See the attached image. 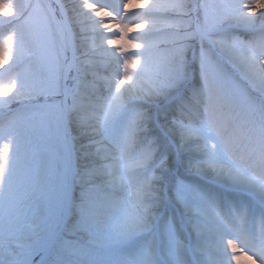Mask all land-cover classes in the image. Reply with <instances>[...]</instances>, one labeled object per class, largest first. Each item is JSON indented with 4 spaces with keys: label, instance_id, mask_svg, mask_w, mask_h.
<instances>
[{
    "label": "snow or ice",
    "instance_id": "snow-or-ice-1",
    "mask_svg": "<svg viewBox=\"0 0 264 264\" xmlns=\"http://www.w3.org/2000/svg\"><path fill=\"white\" fill-rule=\"evenodd\" d=\"M143 2L137 39L75 32L89 0H0V264H264V0Z\"/></svg>",
    "mask_w": 264,
    "mask_h": 264
},
{
    "label": "rangeland",
    "instance_id": "rangeland-1",
    "mask_svg": "<svg viewBox=\"0 0 264 264\" xmlns=\"http://www.w3.org/2000/svg\"><path fill=\"white\" fill-rule=\"evenodd\" d=\"M17 2H21V0H17ZM90 3H92L94 6L99 7L100 5H105L106 7L102 9L101 13L99 16L93 14L91 19H83L81 22V25H74V31L77 33H80V27H83V35L92 37L94 35L93 32V21H96L95 27H98L99 20L100 19H107L109 21V25L111 27V31L116 32L118 34V29L121 24H126L131 27V30L129 32V35L132 36L133 38L137 39H144V33L147 31L145 28H136L134 25L137 23H143L144 21L141 20L140 18V13L145 12L148 8V5L144 4L143 0H89ZM129 3V8L127 10V14H125L123 5L124 3ZM165 2H170V0H149V4L152 3H165ZM186 2H192V0H186ZM196 2H200V0H196ZM205 3L207 4H217V3H234L236 0H204ZM240 2H247L246 0H240ZM226 11L231 12V9H226ZM103 12H109L110 15L109 17H104ZM216 16V9H209V20L211 21L214 19ZM184 19H187L185 17ZM11 25L7 24L3 19H0V35H4L8 32H10ZM260 25H256V29L258 30ZM101 31H103L101 29ZM164 31V30H161ZM171 31V30H168ZM107 35V33H105ZM149 39H153L154 37H148ZM76 43L79 44V36H77ZM105 49L108 51V55H99L97 57H94V63L91 65V69L94 70L97 73V76L101 78L102 81H106L107 78L114 76V73L116 71V64H115V54L112 52V49L108 48V45L104 44ZM166 45L161 44L160 48L164 49ZM130 51H137L135 49H132ZM69 56H71V52H69ZM160 63L161 66V76L164 75V57L162 54L158 53L155 57ZM11 61L9 63H0V79H7V74L5 73V70L11 67ZM14 71H19L21 72L22 75L28 76L30 74V70L26 64L20 65L19 68H14ZM122 73V69H121ZM46 77V73L43 71H37L36 72V78L37 82L40 80L44 79ZM105 95H107L105 91ZM252 95L257 98V100L260 97V93L253 92ZM4 97L0 96V100H2ZM71 103V101H69ZM242 104L248 103L246 98L241 99ZM15 107V105L13 106ZM177 115V120H180L179 113ZM171 119V116L169 117ZM183 122L185 124L188 123L187 117L184 118ZM85 141H81V143H84ZM3 141L0 140V147H2ZM194 159H196L199 156V153L193 151L190 153ZM134 171V170H133ZM181 173L184 172V169L181 168ZM123 173V169L121 168V174ZM176 175L175 169H173L172 173L169 174L167 178V183H172L174 181ZM128 192L127 195L130 197L132 191L135 189L132 188V186L129 184L128 186ZM117 194L118 195H123V191L120 189H117ZM171 195V193H169ZM66 239L69 241L77 240L78 239V234L77 235H66ZM257 243H259V240L257 239ZM73 245H69V247H72ZM238 250L243 251V249L239 248L238 245ZM232 252L229 250L228 256L231 257ZM249 257V253H245L243 256L240 257V264H260L259 259H257L256 256H251ZM35 259H39L37 256ZM250 259V260H248Z\"/></svg>",
    "mask_w": 264,
    "mask_h": 264
},
{
    "label": "bare ground",
    "instance_id": "bare-ground-1",
    "mask_svg": "<svg viewBox=\"0 0 264 264\" xmlns=\"http://www.w3.org/2000/svg\"><path fill=\"white\" fill-rule=\"evenodd\" d=\"M246 1H247V0H246ZM260 11H261V9H260L259 5H257V10H256V13H255V15H256L257 17L259 16ZM245 16H247V13H245ZM257 25H260L259 22H257ZM248 260H250V259H248Z\"/></svg>",
    "mask_w": 264,
    "mask_h": 264
}]
</instances>
